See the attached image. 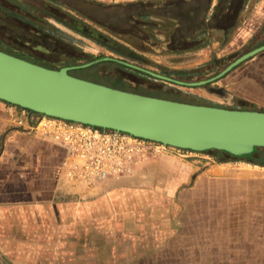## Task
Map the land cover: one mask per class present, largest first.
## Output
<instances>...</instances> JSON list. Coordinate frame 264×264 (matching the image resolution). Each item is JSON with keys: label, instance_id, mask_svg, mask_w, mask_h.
<instances>
[{"label": "crops", "instance_id": "obj_1", "mask_svg": "<svg viewBox=\"0 0 264 264\" xmlns=\"http://www.w3.org/2000/svg\"><path fill=\"white\" fill-rule=\"evenodd\" d=\"M129 1L148 4L137 17L163 23L168 50L196 57L185 71L201 78L207 62L215 77L264 46V0ZM176 6H184L180 15H167ZM190 23L197 25L185 28ZM177 39L182 44L172 46ZM205 84L194 96L264 106V49ZM40 115L0 99V264H264V216L249 213L239 227L232 221L235 176L221 169L236 161L210 149L170 150L134 174L75 187L63 172L66 148L32 129ZM192 200L206 211L192 213Z\"/></svg>", "mask_w": 264, "mask_h": 264}, {"label": "rangeland", "instance_id": "obj_2", "mask_svg": "<svg viewBox=\"0 0 264 264\" xmlns=\"http://www.w3.org/2000/svg\"><path fill=\"white\" fill-rule=\"evenodd\" d=\"M93 1L98 5L131 2ZM72 4L82 8L81 3ZM79 9L49 0H0V49L48 67L71 66L70 73L73 75L129 91L196 101L194 103L203 102L201 104L217 103L223 107L239 105L234 100H208L194 96L204 84L184 85L149 73L153 71L185 81H198L217 74L210 61L200 71L205 75L202 78L199 71H185L186 65L196 57L183 55L181 50H168L170 44L165 36L163 23L149 24L147 17L140 18L135 15L131 20L125 18L111 23L114 29L104 24L108 15L100 11L97 5L90 10L92 16ZM181 44L179 39L171 43L175 47ZM87 63L88 65H84ZM258 110H264V106H258ZM183 149H180L181 152ZM159 155H148L140 168L151 157ZM232 160L236 161L235 165H229L221 171L235 176L229 187L236 192L232 221L239 227L245 224L249 213L258 218L260 215L264 216V181L251 183L244 177H264V168L241 165L238 161H243V158L235 157ZM246 192L253 193L250 200L244 194ZM189 196L195 197V193ZM245 196L247 197L243 198ZM191 203L188 208L194 214L196 209H199L197 212L200 214L207 209L205 202L196 204L192 200ZM181 211L182 208L179 212ZM239 233L242 234V231ZM171 264L183 263L177 261Z\"/></svg>", "mask_w": 264, "mask_h": 264}, {"label": "water", "instance_id": "obj_3", "mask_svg": "<svg viewBox=\"0 0 264 264\" xmlns=\"http://www.w3.org/2000/svg\"><path fill=\"white\" fill-rule=\"evenodd\" d=\"M261 49L264 46L240 56L208 79L185 81L149 73L179 84L202 85ZM70 70L71 66L48 67L0 49V99L48 116L119 129L185 149H223L244 155L255 146L264 147V110L142 94L88 80Z\"/></svg>", "mask_w": 264, "mask_h": 264}, {"label": "built area", "instance_id": "obj_4", "mask_svg": "<svg viewBox=\"0 0 264 264\" xmlns=\"http://www.w3.org/2000/svg\"><path fill=\"white\" fill-rule=\"evenodd\" d=\"M32 129L66 148L63 172L75 187L93 188L134 174L148 155L183 149L127 131L45 114Z\"/></svg>", "mask_w": 264, "mask_h": 264}, {"label": "trees", "instance_id": "obj_5", "mask_svg": "<svg viewBox=\"0 0 264 264\" xmlns=\"http://www.w3.org/2000/svg\"><path fill=\"white\" fill-rule=\"evenodd\" d=\"M49 1L63 3L69 7H72V8L74 7L77 9H79L78 6H74V4L72 3L73 2L81 3L82 8L79 10H81L83 13L89 16H92L90 14V10L94 9L97 5V8L100 11L108 15L107 16L108 20H106L104 24L110 28H114V26L111 23L115 22L116 20L118 21V20H122L125 18L126 19L128 18L129 20H131L133 17H135V15H146L150 11L148 4L146 2H130V3H123V4L115 3V4H110V5H104V4L98 5V3L93 0H73V1L71 0H49ZM183 7L184 6L172 7L170 9V12L167 13V15L170 14L171 11H173V15H180ZM159 9H161V14L165 15V8L160 7ZM93 18L99 19L97 16H93ZM188 25L192 27V25L196 26L197 24H192V23L184 24L185 28L188 27ZM53 68H58V67H53ZM39 114L42 115V113H39ZM210 150H214L217 158L222 161L237 157V158H243V159H246L252 162L264 164V147L262 146H255L254 149L249 154H244V155H234L223 149H210Z\"/></svg>", "mask_w": 264, "mask_h": 264}]
</instances>
